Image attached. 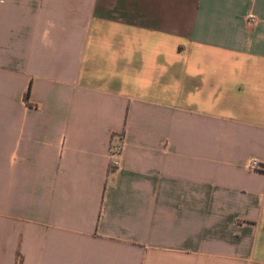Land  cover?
Here are the masks:
<instances>
[{"label": "crops", "instance_id": "1", "mask_svg": "<svg viewBox=\"0 0 264 264\" xmlns=\"http://www.w3.org/2000/svg\"><path fill=\"white\" fill-rule=\"evenodd\" d=\"M0 264H264V0H0Z\"/></svg>", "mask_w": 264, "mask_h": 264}, {"label": "built area", "instance_id": "2", "mask_svg": "<svg viewBox=\"0 0 264 264\" xmlns=\"http://www.w3.org/2000/svg\"><path fill=\"white\" fill-rule=\"evenodd\" d=\"M247 20L250 23H255L257 18L253 12H248L246 14ZM121 146H122V137H119L118 142L111 147V160L112 164L116 165L119 162V154L121 152ZM247 166L251 169L259 168L260 162L256 158H250L247 162Z\"/></svg>", "mask_w": 264, "mask_h": 264}, {"label": "trees", "instance_id": "3", "mask_svg": "<svg viewBox=\"0 0 264 264\" xmlns=\"http://www.w3.org/2000/svg\"><path fill=\"white\" fill-rule=\"evenodd\" d=\"M119 137H121V136H119Z\"/></svg>", "mask_w": 264, "mask_h": 264}]
</instances>
